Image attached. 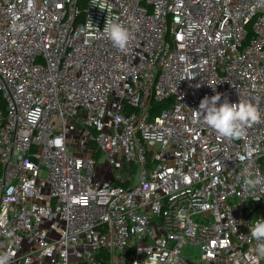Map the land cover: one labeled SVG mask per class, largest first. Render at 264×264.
<instances>
[{
	"label": "built area",
	"instance_id": "1",
	"mask_svg": "<svg viewBox=\"0 0 264 264\" xmlns=\"http://www.w3.org/2000/svg\"><path fill=\"white\" fill-rule=\"evenodd\" d=\"M216 94L261 122L221 138L196 112ZM259 218L264 0H0L9 264H264Z\"/></svg>",
	"mask_w": 264,
	"mask_h": 264
},
{
	"label": "clouds",
	"instance_id": "2",
	"mask_svg": "<svg viewBox=\"0 0 264 264\" xmlns=\"http://www.w3.org/2000/svg\"><path fill=\"white\" fill-rule=\"evenodd\" d=\"M103 32L115 47L121 51L127 50L132 36L124 25L107 19ZM220 99V94L210 98L204 97L196 112L221 138L229 141L240 139L245 135L247 127L261 122V113L252 103L242 101L229 103L225 100L217 106ZM243 183L246 189H250L255 188L260 181L246 173ZM250 235L257 242L256 253L264 256V219L259 218L254 222ZM9 261L10 255L7 252L0 253V264H9Z\"/></svg>",
	"mask_w": 264,
	"mask_h": 264
},
{
	"label": "trees",
	"instance_id": "3",
	"mask_svg": "<svg viewBox=\"0 0 264 264\" xmlns=\"http://www.w3.org/2000/svg\"><path fill=\"white\" fill-rule=\"evenodd\" d=\"M78 5L82 8L84 6V0H78ZM165 104L162 102H152L151 104V111L152 112H157L161 108L164 107Z\"/></svg>",
	"mask_w": 264,
	"mask_h": 264
},
{
	"label": "rangeland",
	"instance_id": "4",
	"mask_svg": "<svg viewBox=\"0 0 264 264\" xmlns=\"http://www.w3.org/2000/svg\"><path fill=\"white\" fill-rule=\"evenodd\" d=\"M185 250H188V248H185ZM191 252H194V249H192Z\"/></svg>",
	"mask_w": 264,
	"mask_h": 264
}]
</instances>
